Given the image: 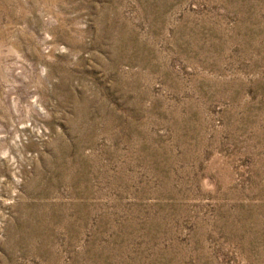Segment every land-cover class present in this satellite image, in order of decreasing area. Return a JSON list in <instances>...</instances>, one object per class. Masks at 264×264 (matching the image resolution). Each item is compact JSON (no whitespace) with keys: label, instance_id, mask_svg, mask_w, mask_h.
Returning <instances> with one entry per match:
<instances>
[{"label":"rangeland","instance_id":"1","mask_svg":"<svg viewBox=\"0 0 264 264\" xmlns=\"http://www.w3.org/2000/svg\"><path fill=\"white\" fill-rule=\"evenodd\" d=\"M0 264H264V0H0Z\"/></svg>","mask_w":264,"mask_h":264}]
</instances>
